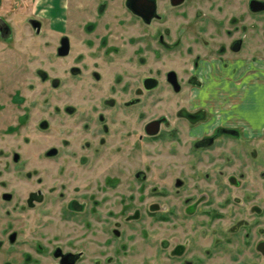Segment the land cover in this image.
Returning <instances> with one entry per match:
<instances>
[{"label":"flooded vegetation","instance_id":"obj_1","mask_svg":"<svg viewBox=\"0 0 264 264\" xmlns=\"http://www.w3.org/2000/svg\"><path fill=\"white\" fill-rule=\"evenodd\" d=\"M65 1L69 27L23 22L57 35L52 102L0 115V244L21 264H264V88L251 138L216 108L264 80V0ZM29 210L19 239L9 214Z\"/></svg>","mask_w":264,"mask_h":264},{"label":"rangeland","instance_id":"obj_2","mask_svg":"<svg viewBox=\"0 0 264 264\" xmlns=\"http://www.w3.org/2000/svg\"><path fill=\"white\" fill-rule=\"evenodd\" d=\"M66 3L65 0H0V17L10 18L9 23H11L14 29L12 31L14 33L13 36H9L5 40L0 39V115H2V117H14L17 112L11 109H18L22 107V105L24 108L28 109L49 108L50 102H52L51 94L53 92L52 70L55 67L53 63L54 58H52L54 57V52L51 48L57 35L45 34V36H39L40 34L35 35L36 32L34 31L29 33L25 31L26 29H23L26 28L23 22L25 20L29 21L31 27L38 26L42 28L40 32L43 30V32L49 33H51V30L57 25L58 27H69L71 21H69L70 15L68 16L69 5L67 6ZM169 21L170 25H168V27L174 28L175 22H172L171 19ZM42 23L44 24L43 26ZM257 42L259 41H257L256 38L255 41H250L251 44ZM58 62L57 68L61 71L65 63V57L61 58V61L58 59ZM176 67L178 68L179 66L177 65ZM260 69H264V67H260ZM142 71L144 70L139 69V73ZM241 71H243V69L235 70L234 77H237ZM249 75V77L245 78L246 80L241 82L233 80L234 83H230L229 88L224 86L223 90L219 89L218 91L220 92H218V97L216 99V108L225 111L233 107L234 120H237L236 118L239 119L238 121L244 127V133L249 134L248 137L251 138L259 132L257 130L254 131L257 122L243 120L250 116L249 111L256 109L255 105L252 104L251 93L259 83L260 86L264 88V80H256L255 82L253 79L254 77L251 76V74ZM224 94H226L227 97L223 98ZM231 95L232 98L230 97ZM261 97L262 103L260 102L259 107L260 116L263 117L262 119L264 120V112L262 111V108L264 109V96ZM238 109H242L243 112H239ZM29 115H31L29 118H37L34 112H29ZM41 117L43 118L44 115L42 114ZM2 123H5V121ZM248 123H250L249 126ZM252 125L254 127H252ZM27 133H29V131ZM260 133H262L260 136H263L264 129ZM19 135H24L22 130H16L13 137H19ZM10 137L11 140L8 142L5 140L3 144H7L8 146V143L14 142L12 141L13 137L11 135L8 139H10ZM251 140L252 139L247 140L246 142L243 137L234 139V148H250L253 143L256 144L258 142V139H254L251 144L249 142ZM29 141L30 137L26 135L25 155H32L33 157L36 155L37 151L40 150V145L38 144V149L34 154H30L31 146L34 143L33 141L29 143ZM262 144L263 149L260 155L263 154L264 157V138L260 141L261 146ZM32 147H34V145ZM253 169L254 167H251L250 172H252ZM169 198L175 201L174 197ZM2 214L3 211L0 209V220L3 219ZM33 215L34 212H32V210L26 212L25 216H23V212H10L9 217L12 220V227H15L17 231H19V239L29 235L27 231L32 235L30 232V230H32V223L28 221H33ZM18 247L19 245L9 244L10 249L7 250L4 244H0V264L7 259L11 264H21L22 261L20 260L19 250H13Z\"/></svg>","mask_w":264,"mask_h":264},{"label":"crops","instance_id":"obj_3","mask_svg":"<svg viewBox=\"0 0 264 264\" xmlns=\"http://www.w3.org/2000/svg\"><path fill=\"white\" fill-rule=\"evenodd\" d=\"M4 19L0 17V39L1 40L10 34V26L9 24L6 23L7 20H10V18H6L5 19L6 21Z\"/></svg>","mask_w":264,"mask_h":264},{"label":"bare ground","instance_id":"obj_4","mask_svg":"<svg viewBox=\"0 0 264 264\" xmlns=\"http://www.w3.org/2000/svg\"><path fill=\"white\" fill-rule=\"evenodd\" d=\"M135 5H136V3H135ZM140 6V5H139Z\"/></svg>","mask_w":264,"mask_h":264}]
</instances>
